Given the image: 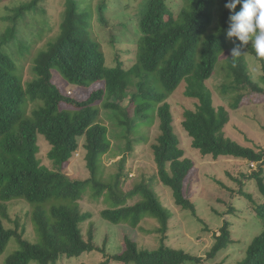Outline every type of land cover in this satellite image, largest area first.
I'll return each instance as SVG.
<instances>
[{"label":"trees","instance_id":"1","mask_svg":"<svg viewBox=\"0 0 264 264\" xmlns=\"http://www.w3.org/2000/svg\"><path fill=\"white\" fill-rule=\"evenodd\" d=\"M40 1L13 6L1 19L5 25L0 30V256L10 241L17 245V250L3 264H56L61 259H76L85 264L81 256L99 250L91 227L86 231L87 238L83 236L84 225L92 218L91 213L82 212L79 206L85 195L105 203L99 217L114 227L124 225L141 231L139 225L145 219L158 224L154 230L160 236L156 250L139 249L135 241L124 238L121 252L107 256L104 250L98 251L105 259L101 264H201L202 258L166 246L172 214L152 189L153 178L148 183L136 184L127 193L120 189L127 177L123 172L127 158L135 145L147 142L143 127L149 126L155 117L159 135L150 146L155 178L170 189L177 207L195 215L194 205L184 195L183 187L193 164L179 147L170 105L166 102L183 83L184 96L195 100L194 109L185 110L181 122L191 139V147L214 160L240 159L259 166L258 172L248 178L255 181L263 200L255 206L262 230L236 264H264V150L243 147L223 134L230 111L264 102V58L257 57L253 47L250 48L261 74V82H256L244 56L235 63L227 56L226 68L232 78L229 88L238 92L228 109L214 106L212 93L206 86L219 56L239 44L235 38L229 40L226 32L229 16L238 12L240 5L230 13L224 7L228 0H181L177 10L168 0H142L137 13L139 37L131 43L133 51L111 46L112 66H109L90 23L87 19L82 23L75 20L76 15L85 16L78 1L64 0L59 32L37 54L32 68L34 78L24 84L11 52L25 46L18 41L21 28L29 27L31 21H40L37 17L45 18L37 14ZM107 8L103 0L95 10L97 20L104 24ZM214 17L217 26L211 29ZM40 23L46 25L44 20ZM38 34L42 35L43 30ZM111 44L119 45L117 41ZM54 71L69 85L86 89L94 84V88L83 100L67 97L53 83ZM129 83L135 90L128 95ZM127 96L132 116L121 106ZM31 105L34 107L29 110ZM100 109L108 119L112 118V131L99 119ZM110 135L122 139L124 144L117 172L106 183L102 179L101 160L111 150ZM37 136L43 137L50 147L47 153L50 168L37 158ZM80 138L89 176L72 180L63 170L77 151ZM237 183V192L242 194L244 182ZM133 198L138 200L128 205L127 201ZM246 198L252 201L250 195ZM12 201L31 206V222L38 236L35 243L23 237L24 226L18 218L13 229L5 228L2 219L7 218L6 205ZM230 244L229 223L225 221L214 234V244L206 259H213Z\"/></svg>","mask_w":264,"mask_h":264},{"label":"rangeland","instance_id":"2","mask_svg":"<svg viewBox=\"0 0 264 264\" xmlns=\"http://www.w3.org/2000/svg\"><path fill=\"white\" fill-rule=\"evenodd\" d=\"M31 0H4L0 3V30L5 25L2 17L13 6L29 2ZM83 18L76 15L75 20L90 23L96 40L101 44L105 56V63L111 64V51L113 47L121 51H133L131 43H135L139 37L138 32V10L142 0H106L107 10L104 14L105 24L97 20L96 7L103 0H77ZM105 1V0H104ZM169 5L177 10L181 5V0H168ZM64 0H41L38 4V15L40 21H31L29 27L21 28V35L18 41L23 42L24 48H15L11 53L23 76V83H29L34 75L32 68L37 54L44 51L48 43L54 41L59 32V24L65 10ZM79 8V9H80ZM88 16V18H87ZM46 21V25H41V20ZM217 26V19L214 17L211 29ZM126 27V29H124ZM43 30V34L38 32ZM128 29V30H127ZM42 32V31H41ZM39 36V37H38ZM38 37V38H37ZM111 41L118 42L119 45H112ZM121 43V44H120ZM110 44V45H109ZM252 45L245 46L246 62L252 73L254 81H260V71L257 64L250 54ZM232 48L219 56L215 70L211 78L206 82V86L212 93L213 104L215 107H228L236 98L238 92L229 88L232 78L226 68L225 60L230 55ZM133 57V54H131ZM130 57V56H129ZM53 83L67 97L75 100H83L87 97L94 84L86 89H81L76 85L67 84L57 72H53ZM223 87L227 88L226 91ZM134 86L129 83L126 94L134 91ZM243 93V91L241 92ZM170 105L173 127L179 139V147L184 153V157L193 164V169L184 182V195L194 205L195 215L190 211H183L174 204L170 189L159 184L155 178V164L153 162L151 145L154 144L159 135L158 119L154 117L149 126L143 127V132L147 137V142H141L133 148V153L128 156L124 166V173L127 177L121 184V191L127 193L140 182L148 183L153 178L152 189L159 198L161 204L170 211L172 218L169 221L166 246L183 250L188 254L202 258L201 264H236L244 258L245 250L251 240L262 230L260 220L255 215V206L263 200L256 188L255 181L248 178L251 174L258 172V165L250 167L247 162L240 159L219 157L214 160L211 156L201 155L191 147V139L181 127L182 114L185 110H193L195 100L184 96V83L181 84L166 101ZM69 108L68 105H65ZM129 115L132 116V105L130 99H124L121 103ZM34 105H31V110ZM104 110L100 109L99 119L112 131V118L108 119ZM230 119L224 127V136L237 142L243 147L255 150H264V102H257L252 105H245L238 110L230 111ZM83 138L78 140V149L64 168V173L74 180L87 179L89 173L85 167L84 150L82 148ZM124 141L115 139L110 135V152L102 157V171L104 182L109 183L113 174L117 172L118 161L123 151ZM39 152L37 158L41 164L50 168L47 153L50 149L47 142L41 136H37ZM264 169V167H263ZM245 176V179L242 178ZM112 176V177H111ZM238 180L244 182L243 193L239 194ZM252 197V201L246 198ZM138 198L129 199L128 205H133ZM82 212L91 213L92 218L87 220L83 228V236L86 239V231L92 228L95 246L99 250H104L107 256L121 252L124 248V238L135 241L139 249L153 251L159 246L160 236L154 233L158 224L153 219H145L141 222L138 229L132 230L128 226L113 225L103 221L99 217L102 209L106 208L105 203L94 201L88 195L79 201ZM7 218H3L5 228L13 229V222L18 218L21 226H24L23 237L36 242V231L31 222V206L23 201H12L6 205ZM229 223L231 244L216 255L213 259H206V254L214 244V234L223 222ZM36 233V234H35ZM218 235V234H217ZM17 250V245L12 240L8 244L4 253L0 256V264L4 263L5 258L13 251ZM98 250V251H99ZM95 251L81 256L85 264H101L105 261L100 252ZM56 264H80L79 260H58ZM108 264H118L110 262ZM192 264V263H184Z\"/></svg>","mask_w":264,"mask_h":264},{"label":"clouds","instance_id":"3","mask_svg":"<svg viewBox=\"0 0 264 264\" xmlns=\"http://www.w3.org/2000/svg\"><path fill=\"white\" fill-rule=\"evenodd\" d=\"M237 5H240V10L229 16L226 32L229 40L235 38L239 41V44L232 47L230 59L235 63L246 54L245 46L249 44L252 45L257 57L264 58V0H228L224 7L233 13ZM247 164L250 167L256 166V163Z\"/></svg>","mask_w":264,"mask_h":264},{"label":"built area","instance_id":"4","mask_svg":"<svg viewBox=\"0 0 264 264\" xmlns=\"http://www.w3.org/2000/svg\"><path fill=\"white\" fill-rule=\"evenodd\" d=\"M251 167H253V165H251Z\"/></svg>","mask_w":264,"mask_h":264}]
</instances>
